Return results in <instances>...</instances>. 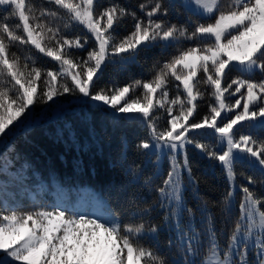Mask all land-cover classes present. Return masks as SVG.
I'll return each instance as SVG.
<instances>
[{"label": "snow or ice", "instance_id": "1", "mask_svg": "<svg viewBox=\"0 0 264 264\" xmlns=\"http://www.w3.org/2000/svg\"><path fill=\"white\" fill-rule=\"evenodd\" d=\"M174 7L172 0H144L138 4V15L118 3L103 7L97 0H41L37 11L30 0H0V9L7 13L0 17V139L24 125L30 106L69 94L90 102L114 123L122 118L146 125L149 138L137 148L155 149L143 154H155L157 165L165 154L169 163L160 186L153 189L151 177L145 181L148 191L157 193L153 203L141 208L129 201L124 209L133 218L141 216L139 223L134 219L124 223L121 213L111 211L92 218L75 211L68 214L58 206L18 211L0 204V264H170L158 250L141 243L145 238L155 241L163 227L173 231L170 242L178 241L177 253L183 257L171 264H197L195 257L199 264H264V196L254 190L257 183L264 187V141L251 134L235 138L242 122L264 128V0H185L184 7L207 21L191 30L168 22ZM17 17L18 23H8ZM126 17L133 21L132 30L118 37L115 29ZM57 21H63L65 30L79 25L86 32L68 38ZM184 41L193 46L184 48ZM16 44L30 45L58 67L38 66L30 49L21 63V57L10 51ZM158 45L175 47L176 54L162 64L157 61L150 80L93 91L109 64L133 62L141 51ZM74 49L86 50V57ZM233 69L242 75L225 86ZM257 74L259 80L251 78ZM172 80L179 83L176 95L170 97ZM201 85L211 89L207 94L214 103L197 119L196 102L205 95ZM237 94L239 98L230 103ZM158 109L168 117L163 128L157 124ZM208 135L215 144L196 138ZM190 145L218 161L226 177L228 187L218 202L226 224L235 207L236 166L247 163L261 174L257 181L239 173L247 185L239 186L243 194L239 216L224 246L218 241L209 201L199 196V179L187 156ZM132 171L138 180L137 170ZM189 188L198 202L202 231L195 227L196 213L187 207ZM157 206L164 213L161 223L146 222L143 217Z\"/></svg>", "mask_w": 264, "mask_h": 264}, {"label": "trees", "instance_id": "2", "mask_svg": "<svg viewBox=\"0 0 264 264\" xmlns=\"http://www.w3.org/2000/svg\"><path fill=\"white\" fill-rule=\"evenodd\" d=\"M30 2L39 9L41 0H30ZM98 4L107 7L112 3H118L122 6L136 11L140 15L138 4L144 0H97ZM168 0H165L167 3ZM175 7L170 10L166 17L169 23L186 25L191 30L196 23H205L198 14L192 13L184 7L181 0H172ZM45 7H54L53 5L44 4ZM100 9L98 8L97 11ZM63 14V10H60ZM7 13L0 9V17L6 16ZM18 17L10 19L9 24L18 23ZM61 24L62 34L68 38L82 35L86 32L82 26L76 25L65 30L62 27L63 21H57ZM133 21L131 17H126L115 29V35L123 37L132 30ZM55 26V24H54ZM182 46L187 48L193 46L190 41L182 42ZM29 49L34 57L37 58L38 66L51 69L56 65L50 57L43 56L36 52L30 45L13 46L10 51L17 53L23 58L29 54ZM82 58L86 57L87 51L72 50ZM176 54V48H163L161 46L151 47L141 51L135 58V61L126 64H109L104 71L100 73V79L97 81L93 91L111 85L124 86L132 83L134 80H150L154 75L153 65L159 61L160 64ZM159 65H157L158 67ZM242 74L233 69L228 74ZM260 78L259 74L253 76ZM227 78V79H228ZM226 82V81H225ZM178 81H170V97L176 95L175 85ZM201 90L205 91L202 99L197 103V119L203 117L208 112L209 103L214 100L207 94L211 89L201 85ZM182 90V86H181ZM67 96L74 97L66 94ZM48 102L36 103L32 108L39 110L46 106ZM157 115L161 119L157 121L160 128L167 126V114L163 110H157ZM236 129V136L239 134L249 135L260 141H264V128H250L246 122L242 123ZM209 132L211 130H208ZM149 138L146 125L132 122L128 119L118 118L117 122H112L106 118L105 112L95 108L90 102L81 99L74 100L67 104L62 110L54 116L40 119L30 126L19 127L15 132L9 135L5 144L1 147V152L7 156L10 165L6 170L0 168V204L3 198H12L5 195V192L12 190L16 200L15 207L18 211L33 210L39 204L44 206L54 205L53 198L50 195L37 193L36 198L31 200L24 197L17 191L15 183L25 184L28 180L34 183L44 180L49 185V190L53 186L51 182L56 183L65 194L73 193L82 186L89 187L92 191L97 192L107 202V209L112 213H121V219L124 223H139L141 216L135 218L124 212L128 207L129 201H135L141 208L151 205L156 198L157 193L153 190L148 191L145 181L152 178L151 184L153 189L162 184L163 178L167 175L169 168L168 163L161 159L157 165V156L144 155L149 150L138 149L137 145ZM202 143L213 145L216 143L215 138L211 135L197 136ZM187 156L191 162L194 175L199 179V196L209 201V208L216 216V230L218 232V241L221 246L226 245L227 236L233 227L235 220L239 216V204L242 197L239 187L235 193V207L233 214L226 224L224 217L220 213L221 205L218 203L222 194L226 191L228 184L218 161H211L206 156H202L198 149L188 146ZM20 169H23L26 177H19ZM137 170L138 180L134 177L133 171ZM238 173L236 182L247 185V180L239 176L240 172L245 175L253 176L257 181L260 180L261 174L257 170L248 167L247 163L236 166ZM161 173L156 175V173ZM13 183H12V182ZM254 190L257 195L264 196V187L259 183ZM187 207L192 208L195 214V227L197 231H202L200 212L197 211V200L191 188L185 192ZM163 210L157 206L143 219L153 224H160L163 218ZM188 222L187 213L184 214L183 223ZM174 233L168 227H163L155 241L145 238L141 241L143 246L158 250L165 259L171 262L183 260V257L177 253L178 241L172 239ZM202 239H205L202 237ZM203 255V247L201 248ZM199 264V257H195Z\"/></svg>", "mask_w": 264, "mask_h": 264}, {"label": "rangeland", "instance_id": "3", "mask_svg": "<svg viewBox=\"0 0 264 264\" xmlns=\"http://www.w3.org/2000/svg\"><path fill=\"white\" fill-rule=\"evenodd\" d=\"M181 2L184 5L185 0H181ZM188 10L191 11L192 13L197 14L194 10H191V9H188ZM237 76L239 75H232L231 77H229L225 82V86H227V84L230 83L231 80L236 78ZM251 78L254 80H259L261 77L258 79L257 77H251ZM234 88L235 86H233L232 91H234ZM237 98H239V94H237L235 97H230L229 102L234 103L235 99ZM74 100H77V98L70 97L65 94L64 96L55 97L53 101H49L46 106L42 107L39 110L38 109L35 110L34 108H32V106H30V111L27 113L28 119L24 123V125L21 127L30 126L32 123L40 119L56 115L62 110L63 107H65L67 104H69L70 102ZM239 110L241 109H237V111ZM242 123L240 125H237L236 129L239 130L238 127L242 126ZM10 127L12 126L10 125ZM18 128L19 127H17L15 131ZM12 133L13 132L9 133L7 137L0 139V149L5 144L7 139L9 138V135H11ZM240 135L241 134L236 136L235 134V138L239 139ZM149 151L155 152L156 150L151 149ZM161 159H163L164 161H166V163H168V158L166 154L162 155L160 160ZM9 165H10V161L8 160L7 156L4 155L0 150V168H2L3 170H6ZM23 171H24L23 169H20L19 177H26ZM51 183H52L51 186H53L51 190H49V185L46 184L44 180H39L34 183H31L30 181L27 180L25 184L14 182V186L17 189V191L21 193V195L31 200H34L36 198L37 193H42V195L44 196L50 195V197L53 198V202H54V205L52 206H58L60 210H67L68 214H72L75 211L80 214H84L87 216H91L92 218H95L97 215H103L104 213L109 211L107 209L106 200L103 199L97 192L92 191L89 187L82 186L81 188H78L73 193V195H68V194H65V192L61 190L56 183L54 182H51ZM238 187H239V184L236 182V190ZM5 195L12 198V200H8L7 197L3 198L1 200L3 204H8L9 206H13L14 204H16L17 199L15 200L14 193L12 190H8L7 192H5ZM41 206L46 207L41 204H39L38 207H41ZM47 207L49 209L51 208L50 206H47Z\"/></svg>", "mask_w": 264, "mask_h": 264}]
</instances>
